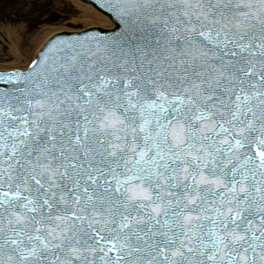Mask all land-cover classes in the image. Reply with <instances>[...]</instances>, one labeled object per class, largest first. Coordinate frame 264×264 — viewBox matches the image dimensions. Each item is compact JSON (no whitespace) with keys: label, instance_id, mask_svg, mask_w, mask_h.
<instances>
[{"label":"snow or ice","instance_id":"obj_1","mask_svg":"<svg viewBox=\"0 0 264 264\" xmlns=\"http://www.w3.org/2000/svg\"><path fill=\"white\" fill-rule=\"evenodd\" d=\"M85 2L0 69V264H264V0Z\"/></svg>","mask_w":264,"mask_h":264},{"label":"rangeland","instance_id":"obj_2","mask_svg":"<svg viewBox=\"0 0 264 264\" xmlns=\"http://www.w3.org/2000/svg\"><path fill=\"white\" fill-rule=\"evenodd\" d=\"M32 2L33 0H0V69L27 65L30 57L27 54L37 39L49 28L64 27L65 21L74 18L67 11L68 0H52L51 7L40 11H32ZM56 15H60V18L51 22L50 19ZM29 23L36 25L31 32L27 31Z\"/></svg>","mask_w":264,"mask_h":264},{"label":"bare ground","instance_id":"obj_3","mask_svg":"<svg viewBox=\"0 0 264 264\" xmlns=\"http://www.w3.org/2000/svg\"><path fill=\"white\" fill-rule=\"evenodd\" d=\"M68 1H69V5H66L67 11L69 12L70 15L74 16V18L71 19L70 21H65L64 27L49 28L47 31H45L42 34V36L37 39V42L34 43L32 50H30V52L27 54L28 56L31 57V55L35 52L36 48L46 39L47 35L50 34L51 32L73 31L74 29L69 28L67 25L76 24L78 18L85 27L91 26V27L107 28V29L110 27L107 20L102 15L98 14V11L94 10V8H92L90 5L86 3H82L78 0H68ZM68 6H71L70 9ZM75 16H77V18H75Z\"/></svg>","mask_w":264,"mask_h":264},{"label":"water","instance_id":"obj_4","mask_svg":"<svg viewBox=\"0 0 264 264\" xmlns=\"http://www.w3.org/2000/svg\"><path fill=\"white\" fill-rule=\"evenodd\" d=\"M83 1H85V0H83ZM101 29H107V28H101Z\"/></svg>","mask_w":264,"mask_h":264}]
</instances>
